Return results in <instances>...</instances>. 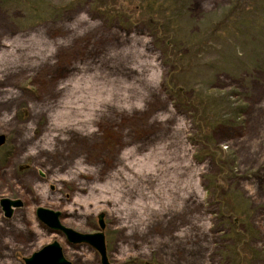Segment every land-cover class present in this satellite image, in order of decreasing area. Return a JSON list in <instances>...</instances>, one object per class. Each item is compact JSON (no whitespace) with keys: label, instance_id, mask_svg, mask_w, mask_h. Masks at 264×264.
Returning <instances> with one entry per match:
<instances>
[{"label":"rangeland","instance_id":"374dc122","mask_svg":"<svg viewBox=\"0 0 264 264\" xmlns=\"http://www.w3.org/2000/svg\"><path fill=\"white\" fill-rule=\"evenodd\" d=\"M236 1L175 6L176 82L228 100L207 143L217 163L190 141L192 109L168 91L172 66L146 24L91 0H0V199L24 202L8 218L0 205V264L53 240L73 264H101L90 244L51 232L41 206L84 233L104 212L113 264H232L227 193L251 210L239 222L255 247L248 264H264V0Z\"/></svg>","mask_w":264,"mask_h":264},{"label":"trees","instance_id":"16d2710c","mask_svg":"<svg viewBox=\"0 0 264 264\" xmlns=\"http://www.w3.org/2000/svg\"><path fill=\"white\" fill-rule=\"evenodd\" d=\"M91 4L96 9L106 10L111 16H124L133 23H143L149 27L152 36L160 44V49L164 52L167 62L172 66L170 72V78L167 80L168 91L177 96L178 100L191 107L192 119L194 121L196 132L191 137L193 144L203 142L205 145L204 155L209 154L217 163H221L220 154L221 148L214 150L212 143L207 146L208 140H213V129L220 122H227L222 116L217 114L216 107L223 103L226 105V95L215 96L211 90L204 93L193 92V94H186V87L176 82V73L182 67V58L185 57L183 51L184 48L177 46V34L180 31V14L178 8L175 7L181 0H91ZM240 0H237L234 4L238 9ZM28 2V1H27ZM130 4H127V3ZM30 8H34V4L28 2ZM234 8V7H233ZM61 10L58 8V11ZM233 12L232 9H230ZM54 11H52L53 13ZM219 25L213 29L212 34L221 29ZM228 97V96H227ZM237 116H241V105L235 107ZM201 159V158H199ZM201 161V160H200ZM227 170L220 165L219 173L215 176L217 181V187L221 184V179L226 178ZM227 199L221 198L222 213L225 216L230 215L231 222L233 224L232 230L235 235V244L232 247V264H248L249 260L253 258L252 254L255 247L251 245V239L249 238V232L240 228L239 222L241 220L250 219L249 214L251 210H246L243 206H236V195L226 194ZM247 224V223H246ZM247 226V225H246ZM249 227V226H248ZM249 251H252L249 253ZM252 256V258H251Z\"/></svg>","mask_w":264,"mask_h":264},{"label":"water","instance_id":"95a60500","mask_svg":"<svg viewBox=\"0 0 264 264\" xmlns=\"http://www.w3.org/2000/svg\"><path fill=\"white\" fill-rule=\"evenodd\" d=\"M6 141V135L0 134V146ZM0 204L5 216L11 217L15 208L23 206L24 202L18 199L3 197ZM37 217L40 221L47 225L51 232H60L66 235L68 242L72 244H90L100 254L101 264H113L108 257V251L105 241L106 221L105 213L101 212L97 215L98 229L97 232H81L65 225L61 221L62 212L59 210L49 209L46 207H38L36 209ZM25 264H73L63 254L61 244L53 240V242L42 246L41 249L32 252L31 256L24 258ZM151 264H157L153 262Z\"/></svg>","mask_w":264,"mask_h":264},{"label":"flooded vegetation","instance_id":"af4514ba","mask_svg":"<svg viewBox=\"0 0 264 264\" xmlns=\"http://www.w3.org/2000/svg\"><path fill=\"white\" fill-rule=\"evenodd\" d=\"M1 205V204H0ZM2 207V206H1ZM14 212V211H13ZM15 213V212H14ZM13 213V214H14ZM12 217V216H11ZM104 219H105V217H104ZM105 221H106V219H105ZM47 226V225H46ZM48 227V226H47ZM49 228V227H48ZM106 228V227H105ZM50 229V228H49ZM97 229H98V226L96 227V231H94V232H97ZM105 230V229H104ZM63 234V233H62ZM63 235H65V234H63ZM66 236V235H65ZM67 238V237H66ZM68 241V240H67ZM76 244V243H75ZM74 244V245H75ZM88 244V243H87ZM106 247H107V245H106ZM100 255V254H99ZM109 257V256H108ZM110 260V259H109Z\"/></svg>","mask_w":264,"mask_h":264}]
</instances>
